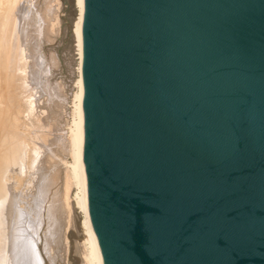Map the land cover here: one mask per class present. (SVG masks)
I'll return each mask as SVG.
<instances>
[{"label":"water","instance_id":"water-1","mask_svg":"<svg viewBox=\"0 0 264 264\" xmlns=\"http://www.w3.org/2000/svg\"><path fill=\"white\" fill-rule=\"evenodd\" d=\"M81 49L103 264H264V0H83Z\"/></svg>","mask_w":264,"mask_h":264},{"label":"rangeland","instance_id":"rangeland-1","mask_svg":"<svg viewBox=\"0 0 264 264\" xmlns=\"http://www.w3.org/2000/svg\"><path fill=\"white\" fill-rule=\"evenodd\" d=\"M27 1L31 3L29 14L32 16L28 14V17L33 18V22L31 19L33 31H30H32L31 34L34 32V36L29 35L32 39L29 38L27 43H30H28V48L31 47L29 51L31 56L32 54L35 56L32 61L36 60L34 62L37 63L36 69L38 68L37 76H35L38 81L31 89H34L35 96L29 97L28 93H22L20 90L18 92L16 89L15 94H12L13 91L8 85L9 80L4 78L2 81L4 93L11 105L10 120L13 124L8 128L14 135L17 134L14 137L21 138L20 142L23 140L22 144L24 142L27 145L24 163L25 170L28 172L22 170L21 174H17L10 169L5 176V182L9 183H6L7 186H12L13 192L17 190L16 195L18 192V196L24 193L23 202L25 203L31 195L30 187L32 188L35 184L32 180L42 175L46 176L48 178L47 188L44 191L46 196L43 195L45 205L50 204L52 209L55 207L52 216L59 225L57 224L58 230L54 233V238L57 239L52 241L53 261L45 255V262L46 264H87L86 256L89 249L86 242L87 231L84 226L83 212L77 203L78 186L72 177L71 167L73 158L70 134L75 117L80 62L81 30L77 0L76 19L62 20H59L61 0ZM30 59L29 62H31ZM27 66L28 64L25 68ZM24 77H28V74ZM25 83L27 86L29 82ZM15 91L18 94L21 93L18 95ZM1 105L2 103L0 107ZM0 116H2L1 112ZM32 151L41 154L38 155L40 160L45 157L35 172L29 167ZM0 153L3 152L0 151ZM45 225L46 218L44 228Z\"/></svg>","mask_w":264,"mask_h":264},{"label":"bare ground","instance_id":"bare-ground-1","mask_svg":"<svg viewBox=\"0 0 264 264\" xmlns=\"http://www.w3.org/2000/svg\"><path fill=\"white\" fill-rule=\"evenodd\" d=\"M30 4L31 3L27 0L26 2H22V0H0V104L2 103L3 105H1L2 108L0 107V112L2 114V116H0V151L3 152L0 153V264H46V256H48L50 261H53L54 253L52 250L54 245L52 241L57 239L54 238V233L58 230V223L54 216H52L55 207L52 209L50 204L47 203L46 206L44 199V196H46L44 195L46 194L44 191L47 188L46 184L48 178L42 175L32 180L35 184L32 188L30 187L31 191L29 194L31 195L29 200L27 199L28 201L25 203L23 202L24 193L22 196H18L19 192L17 193L18 195H16L15 193L17 190L14 189L16 192H13L11 189L12 186H7L6 183L8 182H5V176L10 169L14 170L17 174H21V171L26 168L24 156L26 150L25 146L27 145H25L24 142L22 144L23 140L20 142L21 138L14 137L17 134L14 135L8 128L13 124V121L10 120L11 105L10 100H8L4 93V82L2 79L5 78L7 81L9 80L8 85L9 89L13 91L12 94H15L14 90L16 89L17 91L20 90L22 93H28L29 97L35 96L34 89H31L34 85L36 86L38 81L36 80L37 78H35L38 68L36 69V60L32 61V58L35 56L34 54H32L34 57L31 56L29 51L31 47L28 48L29 42L27 43V40H29V38H31L30 36L34 33L31 34L33 31L31 19L33 22V18L28 17L29 15L31 16V14H29ZM77 8L79 11L81 30L83 0H77ZM76 17L77 13L75 19ZM29 59L31 62H29ZM79 60V76L77 80L78 91L74 110L75 117L70 134L73 158L71 165L72 177L78 186L76 198L83 212L84 226L87 231L86 242L89 249L86 262L87 264H103L97 237L91 224L85 193V174L81 141L83 126L81 116V34ZM25 64H28L27 68H25ZM21 69L22 71H19ZM24 69L26 71H23ZM24 72H27L25 74H28L30 79L24 77ZM25 82H29L27 84L28 87L25 85ZM18 92L16 93L18 94ZM36 151H32L31 166H29L32 168H30V170L34 172L41 166L43 159H45V157H42L40 160L38 155L41 154ZM24 172L28 171L25 170ZM37 178L38 182L36 184ZM27 197L28 195L26 198ZM45 218L46 225L44 228L43 224Z\"/></svg>","mask_w":264,"mask_h":264}]
</instances>
